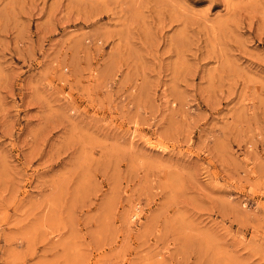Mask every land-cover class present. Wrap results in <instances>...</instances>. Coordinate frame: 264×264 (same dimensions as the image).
<instances>
[{
    "label": "rangeland",
    "instance_id": "374dc122",
    "mask_svg": "<svg viewBox=\"0 0 264 264\" xmlns=\"http://www.w3.org/2000/svg\"><path fill=\"white\" fill-rule=\"evenodd\" d=\"M0 264H264V0H0Z\"/></svg>",
    "mask_w": 264,
    "mask_h": 264
},
{
    "label": "bare ground",
    "instance_id": "6f19581e",
    "mask_svg": "<svg viewBox=\"0 0 264 264\" xmlns=\"http://www.w3.org/2000/svg\"><path fill=\"white\" fill-rule=\"evenodd\" d=\"M131 216H132V217H134V216H135V214L133 213Z\"/></svg>",
    "mask_w": 264,
    "mask_h": 264
}]
</instances>
